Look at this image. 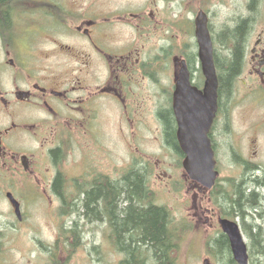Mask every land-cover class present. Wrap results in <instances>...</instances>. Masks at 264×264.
<instances>
[{
  "label": "flooded vegetation",
  "instance_id": "1",
  "mask_svg": "<svg viewBox=\"0 0 264 264\" xmlns=\"http://www.w3.org/2000/svg\"><path fill=\"white\" fill-rule=\"evenodd\" d=\"M217 4L228 5L230 16L220 20L222 14L218 13ZM199 14L204 15L207 20L215 72L217 73L218 66L221 65L220 68L224 69L225 65L232 63L236 48L239 57L225 90H221L217 80V109L207 133L218 178L207 193L200 185L193 183L205 192L210 208L201 211L202 207L197 206L192 214V223L195 221L197 226L208 223L210 228L215 223L216 229L219 227L216 234L207 239L209 241L204 248L195 254L196 264H237L227 237L224 235V247H217V240L214 239L222 234L220 219L234 222L240 229L243 223L248 224L247 216L242 221L239 213L219 205L222 202L220 196L225 193L231 196L237 188L249 189L246 181L252 182L255 179V190H259L264 201V167L252 169L249 164L254 155H258L259 160L264 163V0H0V69L11 70L13 75L12 78L5 79V84L0 81V113L9 121L0 126V158L8 171L14 175L20 172L24 177L22 181L19 177L12 181L7 177L1 179L0 182L6 183L0 185V196H4V202L16 218L17 224L24 222L23 195L27 204L35 198L45 201V197H49L51 203L53 197L60 217L76 214L86 225L98 223L105 227V241H112L113 248L109 250V246L102 249L105 241L101 240L102 248L95 250L98 264L124 263L126 252L116 246V236L109 217L102 209L103 202L99 203L100 218L97 220L80 215L74 210L87 191L95 186L105 187L106 184L119 183L135 167L132 163L121 173L119 168L112 165L110 173L103 163H99L102 148L97 142L90 141V134L84 124L91 117L95 123L103 101L113 102L115 105L110 104L116 109L121 106L124 114L134 111L132 100L136 98L132 81L140 75L156 85L160 71L168 69L170 82L162 91L164 101L156 110L155 116L161 127L163 145L171 152L173 147L165 138L160 113L165 111L173 123L174 144L181 154L177 159L182 163L185 154L177 140L178 124L173 113V94L182 67L189 74L190 88L198 92H202L204 88L195 37V19ZM235 30H238L237 43L232 34ZM170 37H175L176 40ZM185 38H189L190 42ZM41 68L46 71H39ZM50 68L64 70L62 74L66 76H59L62 77L59 81L55 78L52 84L54 76L49 74ZM1 77L2 75L0 80ZM238 96L243 97L246 103L251 102L254 109L257 108L258 124L252 125L249 135L247 131L241 132L239 137L233 134V145L227 143V158L232 159L241 169L244 168L238 178L226 179L225 188L222 189L219 182L223 179H219L217 159L224 143L218 139H226L231 133V116ZM31 111H38L39 115L54 119L53 135H48L52 130L47 131V121L34 124L25 119L18 120ZM65 122L79 124L81 130L75 129L74 132L82 136L81 145L87 144L85 160L76 165L71 162L72 145H66L65 141L48 142V136L52 139H59V136L64 135L71 138L72 127L68 126V131H63ZM243 134L246 135V140L250 137L251 143L256 138L259 139L260 145L254 147L256 150L251 157L236 150L244 140ZM20 136L33 137L39 142L38 147L18 154L13 146ZM44 165L46 168L43 172ZM69 165H73L70 169L75 170L74 174L67 170ZM74 166L79 169L76 170ZM254 171H259V175L253 176L251 173ZM143 175L147 189L143 191L145 197L142 204L145 207L152 206L144 171ZM57 180L59 185L56 187ZM26 183L30 186L27 190ZM36 183H40L42 189ZM29 192H33L35 198L29 199ZM8 194L18 204L20 217L16 215ZM261 206L264 207V202ZM170 222L165 226L167 229L169 226L173 234L171 248L166 246L161 251L164 254L162 264H177L172 256L179 252L175 248L180 237L174 232L172 218ZM4 225L8 227L7 224ZM1 229L0 240H4ZM68 231L71 233L72 225L68 227ZM135 252L143 256L144 264H156L152 249L143 247ZM255 253L259 254L260 251ZM251 262L248 253L247 264ZM184 264L190 262L186 260Z\"/></svg>",
  "mask_w": 264,
  "mask_h": 264
},
{
  "label": "rangeland",
  "instance_id": "2",
  "mask_svg": "<svg viewBox=\"0 0 264 264\" xmlns=\"http://www.w3.org/2000/svg\"><path fill=\"white\" fill-rule=\"evenodd\" d=\"M227 6L226 4H217L218 13L222 14L220 20L230 16ZM170 39L176 40L175 37H170ZM185 40L190 42L189 38H185ZM0 71L2 72L0 73L2 75L0 81L3 84L6 83V78L13 77L11 70L0 69ZM39 71L46 70L41 68ZM48 71L54 76L51 79L52 84L55 78L59 81L62 78L59 76H66L62 74L65 72L64 70L50 68ZM24 73L27 72L24 70ZM167 73L168 69L160 71L156 85L140 75L132 81L134 98H136L132 100L134 111L124 114L121 106L120 109L118 107L116 109L113 102L103 101L101 111L95 117V123L91 117L88 119V123L84 125L87 126L90 141L97 142L102 148V159L99 163H103V166L108 168L110 173H112V165L119 168L123 173L126 171V167L132 163L136 169L144 171L152 200L157 206L168 209L174 232L180 237L176 241L177 246L175 248L179 252L172 258L176 260L177 264H184L186 260L190 264H196L195 254L204 248V245L209 241L207 239L211 238L213 234L215 235L219 227L216 229L215 223H212V228L208 226V223L198 226L195 225V221L194 224L192 223V214L197 206L202 207L201 211L210 208L206 202L205 192L207 193V190H204L203 193L199 188L200 186H196L187 178L181 163L179 164L173 152L167 150L163 145L161 127L155 113L164 101L162 91L168 87L170 82L171 75L168 77ZM236 89L239 88L236 87ZM256 109L251 102L246 103L243 101V97L238 96L231 116V133L226 139H218L219 142L224 143V148L223 150L220 149L217 159L219 179H223L219 182L222 189L225 188L226 179L238 178L244 168L241 169L232 159L227 158V143L233 145V134L239 137L241 132L247 131L249 135L252 125L258 124L259 116ZM39 114L38 111H31L19 117L18 120L25 119L34 124L39 121H47L49 122L47 131L52 130V133H48V135H53L55 131L54 119ZM8 122V118L0 113V126ZM68 126L72 127L70 130L71 138H66L64 135L59 136V140L57 137L52 139L48 136V142L51 143L55 140L64 143L63 141H65L66 145H72L70 157L72 164L76 165L85 160L84 152L85 149L87 150V144L81 145L82 136L74 132L75 129L81 130L82 127L79 124L67 122L66 125L62 126L63 131H68ZM242 139L244 140L241 141L240 148H236V150L244 156L251 157L256 150L254 147L260 145L259 139L256 138V141L251 143L250 137L246 140L245 134H243ZM38 145L39 142L33 137L20 136L13 147L18 154H23L24 151L29 152L36 149ZM252 157L254 159L250 160L249 163L252 169L258 166L264 167V163L259 160L258 155ZM73 165H69L67 168L72 174L75 173V170L70 169ZM74 167L76 170L79 169ZM6 168L7 166L3 165V160L0 158V180L6 177L11 181L15 177L21 178V181L24 179L20 172L14 175ZM45 168L44 165L43 172ZM251 174L257 176L259 171H254ZM5 183L2 181L0 185ZM38 184V188L42 189L40 183ZM246 184L251 187L252 182L247 180ZM25 186L26 190L30 187L28 183ZM34 195L33 192H29L28 198H35ZM21 199L24 204V222L20 225L17 224L16 218L4 202V196H0V227H2L0 229L4 237V240H0V264H98V256L95 250L102 248L101 240H107L105 239L107 236L105 227L98 225V223L86 225L82 218L76 214L60 217L57 213V203L53 197L51 199L54 203L53 201L49 203V197H45V201L41 198H35L28 204L24 201V195ZM260 208L257 210V214L248 215L250 217L246 221L253 224L256 229L261 228V232L262 230L264 232V207L261 206ZM3 224H7L8 227L3 226ZM71 225L72 231L69 233L68 227ZM243 225L244 223L242 228ZM243 239L248 246L249 239L244 234ZM103 245L102 249H107L109 246V250L113 248L112 241H105ZM253 261V263L257 261L256 264H264V255H259Z\"/></svg>",
  "mask_w": 264,
  "mask_h": 264
},
{
  "label": "trees",
  "instance_id": "3",
  "mask_svg": "<svg viewBox=\"0 0 264 264\" xmlns=\"http://www.w3.org/2000/svg\"><path fill=\"white\" fill-rule=\"evenodd\" d=\"M238 30H235L233 38L238 40ZM235 43V45H236ZM236 48V47H235ZM219 56V55H218ZM239 51L236 48L233 54L232 63L225 65L224 69L217 67V78L220 83L221 90H225L230 82V76L233 75L234 70L238 64ZM160 117L164 124L165 138L172 145L173 155L179 158L181 155L173 140V123L167 117V113L162 111ZM248 177H251L250 175ZM251 188H240L233 192L231 196H220L222 202L221 206H227L233 212L239 213L241 220L244 221L245 216L256 213L263 204V196L257 191V181L252 179ZM59 185V180L56 182V187ZM55 187V185H54ZM147 187L144 185L143 171L132 168L128 173L116 184H106L103 186H95L84 195L83 200H79L80 204L75 208L74 212L86 216L90 219L100 218V202H103L102 209L109 217V223L116 236V246L126 252V260L123 264H144L143 256H140L135 250L148 247L153 250V256L156 264L164 263V254L166 246L171 248L173 234L171 229L166 228L165 225L171 224L170 213L168 209L162 206H157L152 201V206H143L142 199H144V190ZM144 202V201H143ZM218 203V202H217ZM83 211V212H82ZM224 211V208H223ZM250 217V216H249ZM248 217V218H249ZM167 218V219H166ZM167 220V223H165ZM254 229V230H253ZM256 228L253 224L243 225V233L249 239L248 253L253 260L259 256L264 255L263 234L261 228ZM217 247H224L226 244L225 236L220 235L216 237ZM255 251H260L256 254ZM253 259V260H252ZM257 263V261H255Z\"/></svg>",
  "mask_w": 264,
  "mask_h": 264
},
{
  "label": "water",
  "instance_id": "4",
  "mask_svg": "<svg viewBox=\"0 0 264 264\" xmlns=\"http://www.w3.org/2000/svg\"><path fill=\"white\" fill-rule=\"evenodd\" d=\"M207 20L199 14L195 19V37L198 57L204 77L202 92L189 87V74L185 67L179 71L173 94V113L178 124L177 140L185 154L182 167L188 178L210 189L216 180L214 154L207 138L216 113L217 78L212 60V46ZM19 217L18 204L7 195ZM222 232L227 236L232 256L237 264H247V248L238 226L228 220H219Z\"/></svg>",
  "mask_w": 264,
  "mask_h": 264
}]
</instances>
